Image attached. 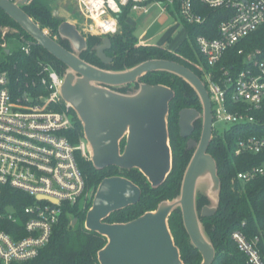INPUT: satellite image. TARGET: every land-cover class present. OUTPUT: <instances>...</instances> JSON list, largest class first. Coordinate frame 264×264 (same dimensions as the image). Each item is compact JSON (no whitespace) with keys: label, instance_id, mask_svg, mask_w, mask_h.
I'll return each mask as SVG.
<instances>
[{"label":"built area","instance_id":"built-area-1","mask_svg":"<svg viewBox=\"0 0 264 264\" xmlns=\"http://www.w3.org/2000/svg\"><path fill=\"white\" fill-rule=\"evenodd\" d=\"M26 1V5L32 2ZM77 4L85 20L84 34L103 38L119 32V16L127 9L148 14L150 6L164 4L165 11L177 5L182 23L198 26L206 21L200 6L223 11L214 38H195L201 59L192 64L212 105L213 133L221 135L217 123L229 124L224 132L242 134L235 142L234 156L258 160L232 180L246 184L264 178V55L258 49L230 54L251 33L264 29V0H77ZM0 32V48L7 51L5 38L11 30L5 27ZM20 41L21 50L30 54L22 35ZM39 67L37 84L45 93L27 91L28 83L15 88L8 72H0V194L2 188H11L33 200L19 212L10 208L0 213L2 224L17 225L10 233L0 230V264L36 259L64 211L89 195L78 157L91 161V153L83 134L76 144L69 138L74 122L72 108L59 92L64 77L49 63ZM37 84L32 82L31 87ZM40 196L46 199L38 200ZM231 240L242 256L237 264H264V230L251 234L240 229Z\"/></svg>","mask_w":264,"mask_h":264},{"label":"water","instance_id":"water-1","mask_svg":"<svg viewBox=\"0 0 264 264\" xmlns=\"http://www.w3.org/2000/svg\"><path fill=\"white\" fill-rule=\"evenodd\" d=\"M26 3V0H0V10L29 36L31 41L27 44L43 48L66 67L59 92L82 124L91 163L97 170L137 169L152 188L161 187L172 170L167 116L174 92L161 84L145 83L139 84L134 93L125 95L113 91L114 87L138 83L148 73L167 72L192 87L202 105V113L191 108L181 110L178 115L179 135L188 140V149L195 150L178 199L163 201L156 210L131 222L110 224L106 222L109 216L139 203L141 189L122 176L101 180L84 223L86 230L106 239V245L97 254L99 264H184L168 227V218L178 207L189 241L202 257L201 264H213L217 254L204 234L200 218L209 219L217 212L221 181L216 162L208 152L213 138L212 105L200 77L176 61L163 59L148 60L123 72L96 68L79 58L88 45L74 24L66 21L57 29L58 36L68 41L71 49L68 50L24 12L22 7ZM8 29L21 35L16 29ZM110 48V39L106 37L96 50L97 59L105 65L112 62L105 55ZM197 120H202L198 142L191 139ZM202 179L211 181L216 205L205 206L199 213L195 195ZM40 199L46 198L40 196Z\"/></svg>","mask_w":264,"mask_h":264},{"label":"trees","instance_id":"trees-1","mask_svg":"<svg viewBox=\"0 0 264 264\" xmlns=\"http://www.w3.org/2000/svg\"><path fill=\"white\" fill-rule=\"evenodd\" d=\"M46 2L47 0H33L32 3L24 5L22 9L35 22H40L58 33L55 29L62 22L51 15L45 4ZM200 10L202 16L206 17V21L202 26L182 23L187 36L175 48L174 52H170L163 47L138 46V38L134 34L135 29L127 23L130 16L127 9L119 16L120 32L108 37L111 48L105 52V55L112 62L108 65L103 64L97 59L96 51L92 49L98 48L102 43L104 38L99 36H87L88 47L80 53L79 58L96 68L99 67L113 73L127 71L148 60L163 59L172 62L176 61L200 76V73L192 64L193 62H199L201 59L197 51L195 38L199 35L214 38L217 35V26L224 17V12L220 10H211L205 6H200ZM5 27L18 30L26 41H31L29 36L0 10V31ZM21 35L8 32L6 38L17 36L20 39ZM1 37L0 32V43L2 42ZM57 42L65 49L71 50L68 41L59 37ZM30 47V54H25L21 48L15 51L10 50V52L0 48V72H8L13 87L17 88L28 83L29 88L27 91L37 94V92H44V89L38 85L40 81V63H49L57 71H64L66 67L51 57L43 48L38 46ZM239 49H243L244 53L258 49L264 55V29L251 33L230 54ZM32 82L38 83L36 87H31ZM145 83L149 85L161 84L174 92V98L170 102L167 116L168 135L172 150V170L165 183L159 188H152L151 184L137 169L126 171L111 167L99 171L93 167L91 161L78 157V166L83 173L85 183H87L88 197L81 203L67 208L56 225L49 244L41 250L40 255L34 260L21 264H99L97 254L106 245V239L86 230L84 223L87 216L86 213L92 205L95 190L101 184V180L106 177H112V175H105L111 171L118 172L117 176H122L134 182L141 189V200L136 205L117 211V213L109 216L106 220L107 223L131 222L148 213V211L156 210L163 201L172 202L180 197L182 179L195 150L188 149V140L183 139L179 135L178 115L183 109L192 108L201 112L202 105L196 91L182 78L162 71L148 73L138 83L114 87L112 90L129 95L137 91L139 84ZM201 127L202 120H197L194 123V132L191 139L199 141ZM82 134V124L77 122L70 131L69 138L76 144ZM212 134L213 138L209 144L208 152L214 158L218 167V178L221 181L219 203L215 215L209 219L200 218V221L206 238L213 244L217 256L222 257L220 263L237 264L242 261V256H239L236 245L231 240V234L240 229L251 234L264 230V178H257L253 182L246 184L234 182L232 179L239 172L246 171L250 167L257 165L258 160L251 155L234 156L235 142L242 135L240 132L231 130L225 131L222 133L223 135ZM195 196L196 209L200 213L203 207L210 205V199L205 194L198 192H196ZM32 202L33 200L19 191L11 188H2L0 213L10 208H14L19 212ZM242 222L245 223L244 227L241 225ZM16 227L17 225L15 224L5 226L0 221V230L2 231L10 233ZM168 227H170L173 242H175L180 251V258L183 263L201 264L202 257L189 241L179 207L168 218Z\"/></svg>","mask_w":264,"mask_h":264},{"label":"rangeland","instance_id":"rangeland-1","mask_svg":"<svg viewBox=\"0 0 264 264\" xmlns=\"http://www.w3.org/2000/svg\"><path fill=\"white\" fill-rule=\"evenodd\" d=\"M45 4L54 18L59 19L62 23L68 21L74 24L77 30H79L80 33L86 37L87 40L88 37L84 34V31L82 30L85 20H84V16L81 15L79 12L77 0H47ZM162 7L165 8V5L162 4V6H150L148 14L141 12H134L132 15L128 17V21L135 29L134 34L138 39H141L143 38V36H145V38H149L148 41L149 44L155 46L156 45L159 46L160 44L165 48H168L167 49L168 51L174 52L175 47L178 45L179 40L184 39L186 37L185 27H183L182 21L180 19V16L178 15V12L176 11L175 5H173V7L166 8L165 11L163 10ZM37 23L44 31H47L50 37H53L56 40L59 39L58 33L53 31L52 28L50 29L44 26L43 24H41L40 22ZM57 29L55 30L57 31ZM5 39H6V45L9 47L11 51H15L22 48L21 47L22 43L17 36L8 37ZM138 46H143V45L138 44ZM92 49L94 51L97 50V48H92ZM65 72L66 70L57 71V73L63 77L65 75ZM71 116L74 124L79 122V119L73 110H71ZM229 126H230L229 124H225L224 122L217 123L215 125L217 131L221 135H223L222 133H224V130L228 129ZM117 173L118 172L115 173L111 171L109 172V174H105V175H112V177H116ZM196 192L208 196L210 199L211 206L216 205L215 195L212 189V183L209 179H202L197 186ZM221 259L222 257L218 255L216 261H214L213 264H219Z\"/></svg>","mask_w":264,"mask_h":264},{"label":"crops","instance_id":"crops-1","mask_svg":"<svg viewBox=\"0 0 264 264\" xmlns=\"http://www.w3.org/2000/svg\"><path fill=\"white\" fill-rule=\"evenodd\" d=\"M129 14L132 15L133 13H129ZM127 22L129 23L128 20H127ZM129 24H130V23H129ZM130 25H131V24H130ZM131 26H132V25H131ZM185 33H186V36H187V32H186V30H185ZM185 38H186V37H185ZM185 38H184V39H185ZM182 40H183V39L179 40L178 45L180 44V42H181ZM148 41H149V38H145V36H143V38L138 39V44H139V45H143V46H144V45H151V44H149ZM178 45H177V46H178ZM151 46H155V45H151ZM177 46H176V47H177ZM156 47H163V48H165L164 46H162V45H160V44H159V46L156 45ZM176 47H175V48H176ZM165 49H168V48H165ZM170 50H172V49H170ZM173 50H174V49H173ZM9 52H10V49H9Z\"/></svg>","mask_w":264,"mask_h":264},{"label":"flooded vegetation","instance_id":"flooded-vegetation-1","mask_svg":"<svg viewBox=\"0 0 264 264\" xmlns=\"http://www.w3.org/2000/svg\"><path fill=\"white\" fill-rule=\"evenodd\" d=\"M200 112V111H199ZM200 113H202V110H201V112ZM193 134V133H192ZM124 142V141H123ZM122 142V144H121V148H123V145H124V143Z\"/></svg>","mask_w":264,"mask_h":264}]
</instances>
